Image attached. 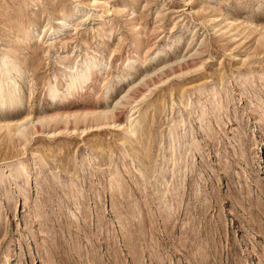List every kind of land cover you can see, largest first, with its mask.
Masks as SVG:
<instances>
[{"label":"rangeland","instance_id":"1","mask_svg":"<svg viewBox=\"0 0 264 264\" xmlns=\"http://www.w3.org/2000/svg\"><path fill=\"white\" fill-rule=\"evenodd\" d=\"M4 59L0 264H264V0H0Z\"/></svg>","mask_w":264,"mask_h":264},{"label":"bare ground","instance_id":"2","mask_svg":"<svg viewBox=\"0 0 264 264\" xmlns=\"http://www.w3.org/2000/svg\"><path fill=\"white\" fill-rule=\"evenodd\" d=\"M72 19H73V18H72ZM66 21H67V20H66ZM70 21H71V20H70ZM66 27H67V26H66ZM63 28H64V27H63ZM42 29H43V28H42ZM50 29H52V28H50ZM55 29H56V28H55ZM66 30H67V29H66ZM66 30H65V31H66ZM65 31H64V32H65ZM56 32H57V31H56ZM139 32H140V31H139ZM40 35H41V34H40ZM56 35H57V34H56ZM60 36H61V35H60ZM262 37H263V36H262ZM146 40H147V39H146ZM141 42H142V41H141ZM156 55H157V54H156ZM144 57H145V56H144ZM156 57H157V56H156ZM156 57H155V59H156ZM176 57H177V56H176ZM90 58H92V57H90ZM88 59H89V58H88ZM152 59H153V58H152ZM145 60H146V59H145ZM145 60H144V61H145ZM91 61H92V59H91ZM91 61H87V62L84 64V66L81 67L80 69L73 70V72L75 73V76H74V78H73V85L76 83V81H77L79 78H81V77H83V76L85 77V74H86V72H87V69L90 70V68H91L92 65H96V64L98 65V63H95V62H94V63H95V64H94V63H92ZM94 61H95V60H94ZM8 62H9V59H4V60L1 62L0 66L5 68L6 65L8 64ZM142 62H143V61H141V63H142ZM185 63H188V62H187V61H185V62H184V61L181 62V60H180V61H174V62L171 61V63L168 62V64H164L163 67H162V65H161L160 68H158V69L156 68V69H157L156 72H154V74H153V72H152V74L155 75V73H156L157 76H160V74H162V75H165L166 78H168V75H169V74H168V71H169V70H172V71H173L172 74H174V73H176V72L178 71V68H179V67H181V70L184 69V65H186ZM143 64H144V63H143ZM82 65H83V64H82ZM79 66H80V65H79ZM92 69H93V68H92ZM4 70H6V69H4ZM94 70H95V69H94ZM85 71H86V72H85ZM158 71H162V73H160V72H158ZM7 72H8V71H7ZM88 72H89V71H88ZM91 72H92V71H91ZM157 72H158V73H157ZM3 73H4V72H3ZM76 73H77V74H76ZM169 73H170V72H169ZM177 73H178V72H177ZM10 74H11V73H10ZM91 74H92V73H91ZM5 75H6V74H5ZM150 75H151V74H150ZM153 75H151V76H149V77H150L151 79H153ZM88 76H89V75H88ZM5 77H6V76H3V75H2V78L5 79ZM144 77L146 78L147 76H144ZM60 78H61V77H60ZM145 78H144V79H145ZM128 79H129V78H128ZM141 80H142V78H141ZM1 81H2V80H1V76H0V82H1ZM146 81H147V80H146ZM2 82H3V81H2ZM2 82H1V83H2ZM8 82H9V81H8ZM136 82H137V80H136ZM140 83H142V81H141ZM71 84H72V83H71ZM71 84H70V85H71ZM134 84H136V83L134 82ZM138 84H139V83H138ZM1 86H5V83L3 82V84H2ZM1 86H0V88H1ZM74 86H75V85H74ZM79 86H80V85H79ZM135 86H137V85H135ZM138 86H140V84H139ZM138 86H137V87H138ZM52 87H53V88H52V92H53V93L51 94V96L53 97V95H54L56 92H58V91L60 90V88H58V87H56V86H54V85H52ZM72 88H73V87H72ZM1 90H2V88H1ZM1 90H0V91H1ZM10 90H12V89H10ZM133 90H134V88H133ZM8 91H9V90H8ZM12 91H13V90H12ZM71 91H72V89H71ZM74 92H75V91H74ZM128 92H129V91H128ZM5 93H6V92H5ZM73 94H74V93H73ZM75 94H76V93H75ZM19 95H20V94H19ZM71 95H72V94H71ZM67 96H69V95H68V94H67V95H64V96L60 97V99H61L62 101H65V100L67 99ZM74 96H75V95H74ZM125 96H126V95H125ZM1 97H4V93H3L2 91L0 92V98H1ZM7 97H8V95H7ZM18 97H19V96H14L12 93H11V95H10L11 100H12V99H13V100H18ZM58 98H59V97H58ZM182 98H183V97H182ZM69 99H70V98H69ZM0 100H1V103L6 101V100H5V101H4V100L2 101V99H0ZM121 100H122V99H121ZM18 101H19V100H18ZM213 101H214L213 103L215 104L216 101H215V100H213ZM6 102H7V101H6ZM118 102H121V101H118ZM62 104L64 105V103H62ZM118 104H119V103H118ZM118 104H117V105H118ZM117 105H116V107H117ZM93 107H94V106H93ZM100 108H101V107H100ZM113 108H115V106H114ZM219 108H220V107H219ZM62 110H63V109H62ZM94 110H95V109H94ZM110 110H111V109H110ZM113 110H114V109H113ZM115 110H116V109H115ZM115 110H114V111H115ZM100 111H103V110L100 109ZM105 111H107V110L105 109V110L103 111V113H104ZM62 112H64V111H62ZM107 112H109V110H108ZM107 112H105V115L110 114V112H109V113H107ZM112 112H113V111H112ZM103 113L101 114V112H99V114L102 115V117L104 116ZM61 114H63V113H61ZM97 114H98V112H97ZM99 114H98V115H99ZM111 114H112V113H111ZM113 114H114V113H113ZM81 115H82V114H81ZM95 115H96V114H95ZM95 115H94V116H95ZM98 115H97V117H98ZM117 115H118V114H117ZM87 116H88V115H87ZM88 117L90 118V116H88ZM105 117H106V116H105ZM109 117H111V115H110ZM113 117H114V115H113ZM29 118H30V117H28V118H26V119H29ZM106 118H108V117H106ZM111 118H112V117H111ZM39 119H40V118H39ZM103 119H104V117H103ZM113 119H114V118H113ZM34 120H35V118H34ZM94 120H95V119H94ZM94 120H93V121H94ZM96 120H97V119H96ZM96 120H95V121H96ZM100 120H101V119H100ZM104 120H105V119H104ZM106 120H109V119H106ZM28 121H30V124H31V125L36 124L35 121H33V119H32V120H28ZM28 121H27V122H28ZM36 121H37V119H36ZM39 121H40V123L43 122L42 120H39ZM39 121L37 122V125H39ZM101 121H102V120H101ZM101 121H100V122H101ZM14 122H15V121H14ZM27 122H25V123H26L25 126L28 124ZM33 122H34V124H33ZM100 122H99V123H100ZM106 122H107V121H106ZM43 123H44V122H43ZM30 124H29V125H30ZM96 124H97V123H96ZM31 125H30V126H31ZM27 127H29V126H27ZM25 128H26V127H24V125H22V129H18V130H20L21 132H24V129H25ZM26 130H27V129H26ZM26 130H25V131H26ZM28 130H29V129H28ZM29 132H30V131H29ZM29 132H28V134H29ZM26 133H27V132H26ZM260 146H261V144L258 145V148H259ZM168 149H169V148H168ZM263 149H264V140H263V143H262V147L258 150V152H261ZM182 151H183V150H182ZM180 156H181V155H180ZM167 159H168V158H166V160H167ZM166 160H165V161H166ZM164 163H165V162H164ZM168 163H169V161H168ZM166 165H167V164H166ZM162 166H163V165H162ZM160 167H161V166H160ZM164 167H165V165H164L163 167H161V170L159 169V170H160V171H159V175H160V176H163L164 172H165V174L167 173V172H166L167 170H166ZM164 169H165L166 171H165ZM157 175H158V174H157ZM179 175L181 176V174H179ZM183 175H185V174H183ZM164 177H165V176H164ZM160 178H161V177H160ZM162 181H164V180H162ZM165 185H166V184H165ZM165 185H164V187H165ZM161 186H163V184H162ZM161 186H159V187H161ZM164 187H163V188H164ZM161 188H162V187H161ZM159 189H160V188H159ZM160 190H161V189H160ZM160 190H159V191H160ZM162 191H163V190H162Z\"/></svg>","mask_w":264,"mask_h":264}]
</instances>
